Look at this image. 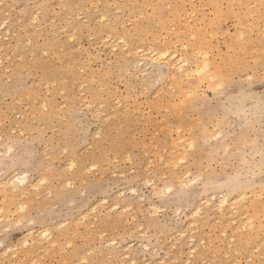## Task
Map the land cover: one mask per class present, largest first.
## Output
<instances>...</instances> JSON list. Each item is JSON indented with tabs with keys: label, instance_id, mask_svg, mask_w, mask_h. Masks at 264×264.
I'll return each instance as SVG.
<instances>
[{
	"label": "rangeland",
	"instance_id": "obj_1",
	"mask_svg": "<svg viewBox=\"0 0 264 264\" xmlns=\"http://www.w3.org/2000/svg\"><path fill=\"white\" fill-rule=\"evenodd\" d=\"M0 1V264H264V0Z\"/></svg>",
	"mask_w": 264,
	"mask_h": 264
},
{
	"label": "bare ground",
	"instance_id": "obj_2",
	"mask_svg": "<svg viewBox=\"0 0 264 264\" xmlns=\"http://www.w3.org/2000/svg\"><path fill=\"white\" fill-rule=\"evenodd\" d=\"M3 1V0H2ZM1 2V1H0ZM1 5V4H0ZM1 11V10H0ZM9 12V11H8ZM35 12H37V10L35 11ZM36 17V16H35ZM83 18V17H82ZM101 18H103V17H101ZM100 18V19H101ZM38 19V18H37ZM33 21H35V19H32ZM193 20V19H192ZM6 22V21H5ZM194 24V23H193ZM23 26V25H22ZM190 30V29H189ZM75 32V31H74ZM51 34V33H50ZM35 35V34H34ZM174 36H176V35H174ZM191 36V35H190ZM193 38V37H192ZM172 39V38H171ZM180 39V38H179ZM178 39V40H179ZM30 39H27V41L26 42H30L29 41ZM109 40V39H108ZM120 40V39H119ZM188 40V39H187ZM193 41V40H192ZM152 42V41H151ZM194 42V41H193ZM201 42H203V41H201ZM124 43H125V40H124ZM28 44V43H27ZM126 44V43H125ZM151 44V43H150ZM154 44V43H153ZM162 45L163 44H165V42L164 43H161ZM36 45V44H35ZM126 45H128V44H126ZM152 45V44H151ZM162 45H160V47L162 46ZM172 45H175L174 44V42H173V44ZM149 48H152V47H150V46H148ZM163 47V46H162ZM188 47V46H187ZM186 47V48H187ZM141 48H143V47H141ZM146 48H147V46H146ZM154 48V47H153ZM152 48V49H153ZM136 49V48H135ZM134 49V50H135ZM140 49V48H139ZM148 49V48H147ZM152 49H150V50H152ZM189 49V48H188ZM114 50V49H113ZM120 50V49H119ZM134 50H131V51H134ZM138 50V49H137ZM145 50V49H144ZM144 50H142L143 51V53H142V55H144V52H146V53H148L146 50L144 51ZM157 50H159L158 49V46H157ZM170 49H164V50H160V52L158 53V52H156V50H152L151 51V53H150V51H149V49H148V51H149V53H150V55L152 54V53H154L153 55H152V57L153 56H158L157 58L158 59H162V60H167V62H166V67L168 68V74H169V76H172V77H174V75H177V74H184L186 71H188V72H186V74H185V76L187 77V78H189V77H192L193 75H197V76H200V79H202V80H204V81H206L208 84H212V83H214L215 81H217V80H215L216 79V77H217V71H211L210 70V67H209V64L206 62L207 61V57L205 56H203V60L201 61V63H200V61L198 62V63H196L195 64V66H194V69L193 70H185L184 69V67L187 65V59H185V58H183V56H182V58L180 57V56H175V54H176V52H170L169 51ZM173 50V49H172ZM128 51V50H127ZM139 51V50H138ZM192 51L193 50H191L190 52H191V54H192ZM195 51V50H194ZM189 52V53H190ZM203 52V51H202ZM44 53H45V51H44ZM129 53V52H128ZM136 53V52H135ZM145 53V54H146ZM200 53H201V51H200ZM127 54V53H126ZM196 54H198L197 53V51H196ZM125 55V54H124ZM137 55V54H136ZM148 55V54H147ZM149 55V56H150ZM141 56V55H140ZM189 56V55H188ZM201 56V55H200ZM148 57V56H147ZM151 57V56H150ZM152 57H151V60H152ZM173 57V59H172V61H171V58ZM196 57V56H195ZM143 58V57H142ZM153 58H155V57H153ZM155 59V60H158V59ZM154 60V59H153ZM169 60V61H168ZM137 62V61H136ZM141 63V62H140ZM219 70H220V68H219ZM100 115V114H99ZM13 177H15V176H13ZM22 177H24V176H22ZM45 179V178H44ZM24 178H20L19 176L17 177L16 176V178L12 181V183H11V185L13 186V187H17V188H19V187H22V188H24ZM38 181H40V180H38ZM41 181H43V178H42V180ZM41 182H39V183H36V184H40ZM183 184V183H182ZM9 187H10V185H9ZM16 188V189H17ZM33 189V191L35 190V185H33V186H31L29 189H23V191H22V193H21V195H26V191H31ZM29 193V192H28ZM26 197H27V195H26ZM28 198V197H27ZM224 200H226V199H224ZM224 200H223V203H222V205L224 204ZM226 203V202H225ZM27 205V204H26ZM222 205H220V206H222ZM19 206H22L21 204H19ZM24 206V205H23ZM4 209L3 208H1L0 209V214L2 213V211H3ZM196 210H198L199 212H195L197 215H199L198 213H200L201 212V210L200 209H196ZM220 210H221V208H219L218 209V211L220 212ZM193 212V211H192ZM191 212V213H192ZM218 212V213H219ZM234 213V212H233ZM191 222V221H190ZM195 222V221H194ZM32 233V232H31ZM43 233V232H42ZM181 235V237L183 236L182 235V233H180ZM50 235H45L44 234V237L45 238H48ZM178 237H179V235H178ZM53 242L52 241H50V242H48V244H52ZM56 244V243H55ZM109 244V243H108ZM107 243H106V245H108ZM54 244H52V246H53ZM114 246V245H113ZM258 246V245H257ZM5 254V253H4ZM13 254V253H12ZM14 256V255H13ZM78 260V259H77ZM78 262V261H77ZM133 262V261H132ZM65 263V261L63 262V264ZM75 264V263H74Z\"/></svg>",
	"mask_w": 264,
	"mask_h": 264
},
{
	"label": "snow or ice",
	"instance_id": "obj_3",
	"mask_svg": "<svg viewBox=\"0 0 264 264\" xmlns=\"http://www.w3.org/2000/svg\"><path fill=\"white\" fill-rule=\"evenodd\" d=\"M72 39H75V37L73 36ZM45 55H47V53H45ZM8 152L11 153L12 152V149L9 148L8 149ZM0 155H2V154H0ZM260 155H261V163H260V167H261V180L264 181V145H262V147H261ZM41 183H44V181H41ZM45 235H47V233H45ZM84 264H87V262L85 261Z\"/></svg>",
	"mask_w": 264,
	"mask_h": 264
}]
</instances>
